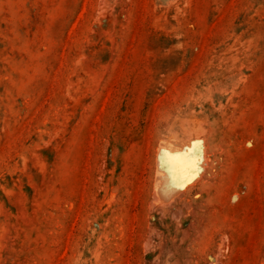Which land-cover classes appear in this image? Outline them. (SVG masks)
<instances>
[{
	"label": "rangeland",
	"instance_id": "374dc122",
	"mask_svg": "<svg viewBox=\"0 0 264 264\" xmlns=\"http://www.w3.org/2000/svg\"><path fill=\"white\" fill-rule=\"evenodd\" d=\"M0 264H264V0H0Z\"/></svg>",
	"mask_w": 264,
	"mask_h": 264
}]
</instances>
